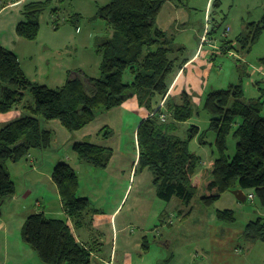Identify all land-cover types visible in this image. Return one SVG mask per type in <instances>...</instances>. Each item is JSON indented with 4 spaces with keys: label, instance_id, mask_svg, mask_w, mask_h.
I'll return each mask as SVG.
<instances>
[{
    "label": "trees",
    "instance_id": "trees-1",
    "mask_svg": "<svg viewBox=\"0 0 264 264\" xmlns=\"http://www.w3.org/2000/svg\"><path fill=\"white\" fill-rule=\"evenodd\" d=\"M49 1L28 0L25 3L24 21L16 28L19 38L36 40L38 17ZM167 1L176 7H185L188 2L111 0L99 8L97 17L106 21L111 29L110 35L99 44L101 77L86 78L74 74L62 89H50L31 81L16 53L0 47V113L16 109L24 113L0 126V206L16 191L7 163H18L33 150L50 147L53 135L51 130L42 127L43 121L57 120L68 132L74 133L90 124L99 113L136 97L138 105L148 111V116L137 128L135 172L144 169L151 172L159 200L170 202L176 199L188 207L198 195L200 159L189 151L188 146L199 136L200 144H207L205 132L190 125L185 139L176 134L178 125L190 121L201 105L211 117L209 130L215 134L217 155L211 179L206 185L207 194L200 198L201 204L210 207L223 193L241 189L252 192L254 199L264 208L262 102L245 101L238 85L207 92L200 105L184 91L178 101L168 98L173 78L189 60L185 47L177 45L174 37L157 25V17ZM248 30L245 37L236 41L242 48L258 39L264 31V14L258 22L249 24ZM215 31L216 28L211 33ZM235 45L232 41L222 42V48L227 51ZM262 63L264 65V58ZM97 135L107 139L113 135V130L104 127ZM230 135L236 140L232 158L226 154ZM72 149L81 162L99 169H105L112 156L111 149L88 141L75 143ZM52 178L73 228L91 224L93 216L101 211L92 206L88 197L79 194L80 182L71 165L58 163L52 171ZM217 217L218 221L226 223L235 220L234 212L228 209L217 211ZM68 219L48 218L44 213L26 219L21 236L43 264L92 263V249L77 241ZM243 236L249 241L264 240V218L247 223Z\"/></svg>",
    "mask_w": 264,
    "mask_h": 264
},
{
    "label": "rangeland",
    "instance_id": "rangeland-1",
    "mask_svg": "<svg viewBox=\"0 0 264 264\" xmlns=\"http://www.w3.org/2000/svg\"><path fill=\"white\" fill-rule=\"evenodd\" d=\"M25 1L28 0H0V45L8 46L15 51L20 64L32 76L35 72H41V76L48 75L52 70V72L54 71L50 78L52 79L54 73L56 76L59 72L68 70L67 79L71 77L72 73L85 74L94 78L101 77L102 52L99 51V44L110 35L111 29L106 21L97 17V12L111 0H50L38 17L39 29L35 41L16 37L15 26L20 17L18 8ZM13 2H20V5L17 4L19 6L11 9L4 8ZM166 8L162 7L160 16ZM178 8L185 12L184 21L186 24H180L177 28L169 30L168 34L172 33L175 43L185 47L187 56L196 50L200 37L203 35L206 44L202 40V47L214 52L212 70L207 78L205 94L214 90L227 89L231 85H238L242 89L245 101L262 102V114L264 115V65L262 63L264 31L258 39L247 44L246 48H242L240 44L236 43L248 34L249 24L258 22L263 16L264 0H188L185 7ZM214 28L216 31L211 33ZM206 31L210 34H205ZM223 40L232 41L236 45L227 51L222 48ZM210 41L213 42L216 49H210L208 46ZM36 66L39 67V70ZM61 85L54 82L49 86L50 89L52 87L56 89ZM125 118V126L116 131L115 147L118 153L127 154L134 160L138 154L136 130L139 118L135 121L136 114L125 116ZM210 119V115L200 105L190 121L178 125L176 134L185 139L190 125L198 126L200 132H205L204 139L207 144H200L199 136L194 138L188 146L189 151L200 159L197 167L200 188L198 195L193 198L190 204L194 215H199L201 211L215 213L227 209L231 207L229 199L234 200L231 193L226 192L210 207H205L200 202V198L207 194L206 185L211 179V165L217 157L214 147L215 134L209 130ZM45 122H42V127H45ZM64 133L65 136L61 139L59 137L61 135L54 132L49 148L32 151L33 158L36 159V167L46 173L58 163L59 159H64L65 163L71 165L78 175L79 193L82 196L90 197L93 207L100 206L103 211H110L115 194L120 196L119 194L125 191V187L122 189L117 187L120 182L111 179L104 169L94 168L81 162L69 146L79 136L75 132L65 131ZM91 139L87 137L85 141H91ZM235 144L236 140L230 135L227 140L226 152L230 158L235 154ZM8 165L9 175L14 180L16 188L13 197L15 196L18 203H13V197L8 198L1 209L2 217H6L8 213L14 215L22 208L23 204H26L25 206L31 204L30 200L23 198L25 189L28 192L32 189L42 188V191L47 192L50 197L52 193L49 191V186H46L45 181L42 180L43 177L32 170L29 162L21 160L15 165L11 163ZM136 175L121 203L123 212L133 203H137L141 207V204L147 202L150 205L149 215L156 216L163 210L169 214L172 213L175 203L172 201L169 204V202H163L156 197L151 172L144 169L136 172ZM37 182H39L38 186ZM99 188L105 190L106 195H102ZM49 205L57 207L56 202H49ZM234 205L243 212L244 216L251 217L256 212L264 211V208L255 199L242 204L236 202ZM14 218L12 217V219ZM17 229L16 227L8 237L15 248L18 246L17 237H19ZM4 237L7 236L0 231V264H15L13 259L16 264H31L33 259L37 260L35 251L27 247L23 241L20 243L21 247L14 251L8 247L9 244H5ZM7 257L9 262H7Z\"/></svg>",
    "mask_w": 264,
    "mask_h": 264
},
{
    "label": "crops",
    "instance_id": "crops-1",
    "mask_svg": "<svg viewBox=\"0 0 264 264\" xmlns=\"http://www.w3.org/2000/svg\"><path fill=\"white\" fill-rule=\"evenodd\" d=\"M26 2L28 1L22 2L21 7L18 8L20 17L16 23L15 32L17 25L24 21L23 7ZM17 4L20 5V2H13L4 6V8H15L19 6ZM164 6L167 7L166 10L157 18V25L160 29L168 33L169 30L177 28L180 24H186L184 21L185 12L181 11L182 9L169 1L165 2ZM207 33L206 31L205 34ZM16 37L19 38L17 33ZM200 38L196 50L186 56L189 61L173 78L167 94L168 98L178 101L184 91L192 97L195 104L198 105L201 102V98L207 88V78L212 70V55L214 52L202 47L201 43L205 36L202 35ZM204 44L206 43L204 42ZM208 46L210 49H216L212 41L208 43ZM0 47L13 51L8 46L0 45ZM21 67L31 81L49 88H51L49 85L54 82L62 84L60 86L62 87L69 79V77L67 79L68 70L66 72L63 70L56 76L54 73V76L50 79L54 72L52 70L48 75L41 76V72H35L34 76H32L22 65ZM36 68L39 70L38 66ZM74 74L72 73L71 76ZM80 75L86 78H94L85 74ZM23 114L21 109L0 113V126L18 119ZM132 114H136L135 121L139 118L137 128L148 116V111L138 105L136 97L127 99L119 107L110 111L99 113L90 124L75 132L79 137L74 139L69 145L73 148L75 143L85 142V138L90 137L92 139L88 142L99 147L111 149L112 156L104 171L108 173L111 179L120 182L117 187L120 189L125 187V191H122L119 194L120 196L115 194L114 203L110 211L105 212L101 209L102 207L98 206L101 212L93 216L91 224L84 223L82 228H73L77 241L92 249L91 264H264V240L249 241L243 236L246 224L259 218H264V211L256 212L251 217L244 216L243 212L234 205L236 202L242 204L249 201V196L252 195L250 191H244L246 195L244 202L238 201L230 192L234 200L229 199V206L231 207L227 209L234 212L235 220L232 223L218 221L217 211L215 213L201 211L199 215H194L191 205L185 207L179 200L173 202L175 206L170 214L163 210L156 216L149 215L150 205L147 202L141 204V207L137 203H133L123 212L121 203L128 192V187L131 185L132 180L137 176L135 171L138 154L132 160L127 154L117 152L118 150L115 147L116 131L118 128L125 126V116ZM44 126L51 130L53 136L54 132H58L61 135L59 136L61 139L65 136L64 132H68L57 120L47 121ZM104 127H109L113 130V135L107 139L97 135ZM24 161L29 162L32 170L44 178L42 180L45 181L46 186H49V191L52 194L48 197L49 194L43 192L42 188L32 189V191L28 192L25 189V197L23 196V198L30 200L32 205L25 206L26 204H23L22 208L14 215L8 213L6 217H2L1 211L5 202L0 206V231L7 236L6 238L4 237L6 240L5 244H9L8 247L14 249V251L21 247L20 243L23 241L20 236L22 227L29 216L44 213L48 218L68 219L57 187L52 180V170L58 163L65 162V160L59 159L58 163L46 173L36 167V159L33 158L32 152ZM11 164L15 165L17 163ZM6 167L9 173L8 163ZM128 182L129 184H127ZM38 185L39 182H37ZM99 191L102 195L107 193L102 188H99ZM13 198V203L17 204L18 201L15 196ZM253 200L254 198L250 201ZM49 202H56L57 207H51ZM12 217L15 218L12 219ZM252 217H255V219H252ZM68 222L73 227L69 219ZM16 227L18 228L19 237H17L18 246L15 248L8 237ZM24 244L29 247L26 243ZM29 248L32 249L31 247ZM12 261L16 264L14 259ZM7 262H9L8 257ZM31 262V264H43L39 258L37 260L35 258Z\"/></svg>",
    "mask_w": 264,
    "mask_h": 264
},
{
    "label": "water",
    "instance_id": "water-1",
    "mask_svg": "<svg viewBox=\"0 0 264 264\" xmlns=\"http://www.w3.org/2000/svg\"><path fill=\"white\" fill-rule=\"evenodd\" d=\"M235 198L240 201V202H244L246 199V195L244 194V191L241 189H237L231 192ZM1 214V213H0Z\"/></svg>",
    "mask_w": 264,
    "mask_h": 264
},
{
    "label": "bare ground",
    "instance_id": "bare-ground-1",
    "mask_svg": "<svg viewBox=\"0 0 264 264\" xmlns=\"http://www.w3.org/2000/svg\"><path fill=\"white\" fill-rule=\"evenodd\" d=\"M55 22V21H54ZM22 23V22H21ZM251 36V35H250ZM249 37V36H248ZM253 38V37H252ZM249 39V38H248ZM257 39V38H256ZM255 39V40H256ZM253 40V39H252ZM255 40H253V42L255 41ZM78 75V74H77ZM70 78V77H69ZM80 79V78H79ZM68 83V82H67ZM66 83V84H67ZM63 87H61V89H62ZM58 89H60V88H58ZM53 171V170H52ZM53 179V178H52ZM58 189V188H57ZM250 193V192H249ZM61 196V195H60ZM251 200V199H250ZM63 201V200H62ZM173 201V200H172ZM171 202V201H170ZM174 202V201H173ZM4 203V202H3ZM170 204V203H169ZM2 205V204H1ZM65 211H66V209H65ZM69 213V212H68ZM68 215V214H67ZM70 217V216H69ZM66 221V220H65ZM72 222V221H71ZM77 224H78V222H77ZM74 225V224H73ZM82 225V224H81ZM70 226V225H69ZM75 226H77L78 227V225H75ZM73 228V227H72ZM22 235V234H21ZM22 237V236H21ZM22 240H23V238H22ZM25 242V241H24Z\"/></svg>",
    "mask_w": 264,
    "mask_h": 264
},
{
    "label": "built area",
    "instance_id": "built-area-1",
    "mask_svg": "<svg viewBox=\"0 0 264 264\" xmlns=\"http://www.w3.org/2000/svg\"><path fill=\"white\" fill-rule=\"evenodd\" d=\"M203 40H204V42H205V39H204V38H203ZM161 119H162V121H164V120H165L164 116H161ZM249 198H250V199H253L254 197H253V195H250Z\"/></svg>",
    "mask_w": 264,
    "mask_h": 264
}]
</instances>
